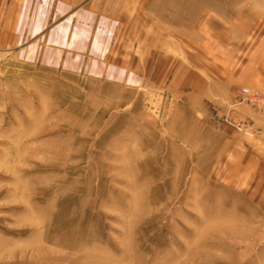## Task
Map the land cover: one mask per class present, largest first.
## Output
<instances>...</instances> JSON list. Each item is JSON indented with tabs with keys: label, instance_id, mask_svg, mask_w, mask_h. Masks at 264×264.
<instances>
[{
	"label": "rangeland",
	"instance_id": "374dc122",
	"mask_svg": "<svg viewBox=\"0 0 264 264\" xmlns=\"http://www.w3.org/2000/svg\"><path fill=\"white\" fill-rule=\"evenodd\" d=\"M78 9L0 50V264H264V0Z\"/></svg>",
	"mask_w": 264,
	"mask_h": 264
},
{
	"label": "crops",
	"instance_id": "0c3cea01",
	"mask_svg": "<svg viewBox=\"0 0 264 264\" xmlns=\"http://www.w3.org/2000/svg\"><path fill=\"white\" fill-rule=\"evenodd\" d=\"M33 1L13 0L9 6L3 9L0 7V50L5 51L13 48L14 45L21 43L23 39H27L28 34L36 35L43 32L50 23L51 18H63L58 23L56 21L52 29L67 34L68 40H72L71 37L75 38V34H77L75 28L77 20L74 18L77 8H79V16L88 14L90 16L93 15L94 11L103 9V0H92L94 3L90 2L89 4H85L87 0ZM32 4L37 5L35 10H32ZM13 43L15 44L13 45ZM219 70L223 72V69L219 68ZM222 95L225 97L224 93Z\"/></svg>",
	"mask_w": 264,
	"mask_h": 264
},
{
	"label": "built area",
	"instance_id": "2783aa9c",
	"mask_svg": "<svg viewBox=\"0 0 264 264\" xmlns=\"http://www.w3.org/2000/svg\"><path fill=\"white\" fill-rule=\"evenodd\" d=\"M246 93H248L249 92V89L248 88H245V90H244Z\"/></svg>",
	"mask_w": 264,
	"mask_h": 264
}]
</instances>
